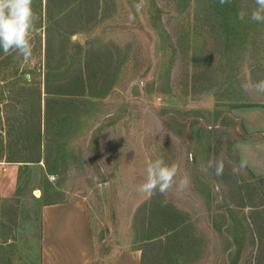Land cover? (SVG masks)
<instances>
[{"label": "rangeland", "instance_id": "1", "mask_svg": "<svg viewBox=\"0 0 264 264\" xmlns=\"http://www.w3.org/2000/svg\"><path fill=\"white\" fill-rule=\"evenodd\" d=\"M32 7L31 58L0 49V162L20 166L0 197V264H41L43 204L70 199L87 202L100 258L264 264V94L242 88L264 79L255 0ZM157 158L187 187L140 193ZM219 159L222 175L205 171Z\"/></svg>", "mask_w": 264, "mask_h": 264}, {"label": "crops", "instance_id": "2", "mask_svg": "<svg viewBox=\"0 0 264 264\" xmlns=\"http://www.w3.org/2000/svg\"><path fill=\"white\" fill-rule=\"evenodd\" d=\"M256 167V165H254ZM20 166L0 162V197L15 194ZM41 264H141L139 249L99 257L87 202L45 203L41 210Z\"/></svg>", "mask_w": 264, "mask_h": 264}, {"label": "clouds", "instance_id": "3", "mask_svg": "<svg viewBox=\"0 0 264 264\" xmlns=\"http://www.w3.org/2000/svg\"><path fill=\"white\" fill-rule=\"evenodd\" d=\"M220 5L230 3V0H219ZM33 0H0V49L5 55H10L15 51L25 60L31 58L33 53V44L31 34L36 29V23L39 19L33 7ZM256 7L249 14L241 10L238 12V19L244 21L246 16L256 23H264V0H255ZM242 88L247 92L264 94V79L251 83L245 82ZM247 166L246 160H241L238 167L233 172L238 174ZM215 168L216 175H222L224 162L222 159L209 161L207 169ZM179 167L177 164H166L163 158H157L150 161L146 168V177L139 185L138 191L142 194H154L157 190L164 194L174 186L180 189L187 187L189 178L185 175L180 177L177 183Z\"/></svg>", "mask_w": 264, "mask_h": 264}]
</instances>
